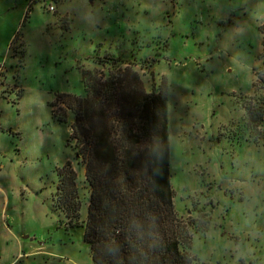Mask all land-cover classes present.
<instances>
[{
    "label": "rangeland",
    "instance_id": "obj_1",
    "mask_svg": "<svg viewBox=\"0 0 264 264\" xmlns=\"http://www.w3.org/2000/svg\"><path fill=\"white\" fill-rule=\"evenodd\" d=\"M263 58L264 0H0V264H93L75 139L88 91L108 121L120 98L163 91L188 254L264 264ZM63 166L76 210L59 200Z\"/></svg>",
    "mask_w": 264,
    "mask_h": 264
},
{
    "label": "trees",
    "instance_id": "obj_2",
    "mask_svg": "<svg viewBox=\"0 0 264 264\" xmlns=\"http://www.w3.org/2000/svg\"><path fill=\"white\" fill-rule=\"evenodd\" d=\"M116 85H107L102 93L112 89L117 98L122 85ZM98 94L88 91L86 99H77L79 105H91V111L75 117L81 130L75 139L88 148L90 196L81 227L92 263L195 264L187 252L191 236L180 224L173 201L164 92L132 93L130 105L120 98L113 121H108L107 106ZM69 173L64 166L59 169L57 192L61 204L67 201L76 210L74 173Z\"/></svg>",
    "mask_w": 264,
    "mask_h": 264
},
{
    "label": "built area",
    "instance_id": "obj_3",
    "mask_svg": "<svg viewBox=\"0 0 264 264\" xmlns=\"http://www.w3.org/2000/svg\"><path fill=\"white\" fill-rule=\"evenodd\" d=\"M49 8H50V9H53V7H52V6H50Z\"/></svg>",
    "mask_w": 264,
    "mask_h": 264
}]
</instances>
